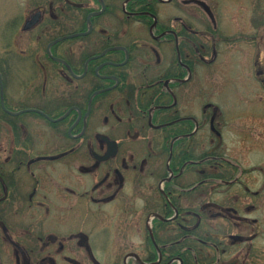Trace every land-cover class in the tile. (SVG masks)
Returning <instances> with one entry per match:
<instances>
[{
	"label": "flooded vegetation",
	"instance_id": "obj_1",
	"mask_svg": "<svg viewBox=\"0 0 264 264\" xmlns=\"http://www.w3.org/2000/svg\"><path fill=\"white\" fill-rule=\"evenodd\" d=\"M215 4L0 0V264H264V69L226 114Z\"/></svg>",
	"mask_w": 264,
	"mask_h": 264
},
{
	"label": "rangeland",
	"instance_id": "obj_2",
	"mask_svg": "<svg viewBox=\"0 0 264 264\" xmlns=\"http://www.w3.org/2000/svg\"><path fill=\"white\" fill-rule=\"evenodd\" d=\"M215 3L217 9L226 17L224 24L229 29L230 37L237 38L238 35L240 37L239 33H245L249 34L248 38L251 39L249 44L246 42L222 46L215 67L207 69L218 77L220 87L229 80L227 91L219 101L223 111L232 114L242 108L239 104L240 95L245 94L247 89L255 84L253 79H249L250 82L247 79L246 83H243L240 73L243 71V75H247L249 72L254 76L256 68L264 69V0H215ZM239 93L240 95H237ZM89 223L91 228L96 230L101 226V221L91 220ZM124 255V250L119 252L116 257L118 260L113 264H123Z\"/></svg>",
	"mask_w": 264,
	"mask_h": 264
}]
</instances>
